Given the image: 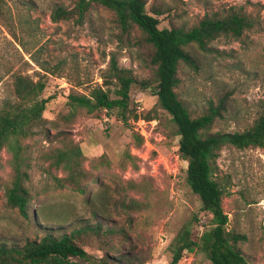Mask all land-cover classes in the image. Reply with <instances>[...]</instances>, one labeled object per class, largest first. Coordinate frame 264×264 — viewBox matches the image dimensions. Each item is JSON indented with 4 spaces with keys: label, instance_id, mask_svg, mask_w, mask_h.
Segmentation results:
<instances>
[{
    "label": "rangeland",
    "instance_id": "obj_1",
    "mask_svg": "<svg viewBox=\"0 0 264 264\" xmlns=\"http://www.w3.org/2000/svg\"><path fill=\"white\" fill-rule=\"evenodd\" d=\"M87 1L91 6L85 22L77 25L74 21L55 23L52 13L58 7L72 9L78 0H3L0 108L12 97V75L18 70L34 79L40 72L47 83L42 97L50 102L43 129L24 142L30 158L25 182L30 194L28 218L7 204L6 191L13 173L8 164L10 155L5 150L1 153L0 245L23 246L50 233L60 236L101 223L117 232L87 238L84 248L89 254H125L138 259L136 264H168L180 231L189 226L193 239L198 240L212 215L202 211L199 196L187 183V162L180 155V138L171 116L159 106L152 90L140 86L143 81L153 83L154 50L139 30L122 34L112 11ZM146 1L150 14L163 12L158 17L160 29H189L205 15L230 8L242 9L257 20V28L241 38L221 37L210 45L209 52L196 53L197 69L181 64L176 89L193 117L226 100L227 112L217 120L213 132L250 129L264 113V0ZM113 56L138 83L131 89V108L140 119L125 125L105 111L92 116L79 110L67 120L68 96L89 94L92 87L102 85V75ZM56 65H61V75H46L41 69L47 66L55 70ZM60 133H66L82 150V167L88 173L83 183L85 194L59 187L58 181L65 174L42 157L60 146ZM215 172L227 187L222 204L229 217L228 228L244 237L238 248L250 264H264V150L226 147L216 160ZM72 261L83 264L78 259ZM180 264L210 262L202 253H187Z\"/></svg>",
    "mask_w": 264,
    "mask_h": 264
},
{
    "label": "trees",
    "instance_id": "obj_2",
    "mask_svg": "<svg viewBox=\"0 0 264 264\" xmlns=\"http://www.w3.org/2000/svg\"><path fill=\"white\" fill-rule=\"evenodd\" d=\"M93 2L112 11L122 34H130L135 28L142 33L143 41L152 47V64L156 66L153 83L143 81L144 90H152L159 106L172 118L179 136V152L187 162V183L192 192L199 196L202 211L210 213L212 220L198 240L193 239L189 226L184 227L172 244V257L168 264H180L185 254L202 253L210 264H250L244 253L238 248L243 236L228 228L229 217L223 209V199L227 196V187L215 172V163L220 152L226 147L239 150L257 148L264 150V113L254 125L243 132H213L217 120L224 118L227 112L226 100L219 105L211 104L199 117H193L187 105L178 97L176 89L180 80L178 71L181 64L197 69L198 52H209L210 45L221 37L241 38L252 31L259 23L242 9L230 8L219 14L205 15L191 28L172 27L160 29L158 17L160 10L150 14L146 0H93ZM91 2L78 0L72 9L58 7L52 13V21H74L83 25L90 10ZM3 0H0V18H4ZM12 28L10 23H3ZM12 36L17 38L15 31ZM28 64V63H26ZM41 67L46 75L62 74L61 65ZM40 77L34 79L29 73L16 71L12 75V97L0 108V165L1 153L9 155L12 169L11 186L6 191L7 204L18 209L20 214L29 217L30 194L25 187L29 178V149L24 144L34 138L45 124L44 112L50 99L43 98L47 83ZM103 84L92 87L89 94L71 93L67 106L70 109L69 120L77 111L83 110L89 115L102 111L114 115L125 125L131 120H139L140 115L131 108V89L138 84L133 73L119 67L113 56L109 69L102 75ZM147 120L152 119L148 116ZM60 146L42 157L50 167L61 170L65 177L58 181L59 187H70L85 194L83 183L88 173L83 169L84 155L81 148L66 133L59 134ZM142 141V139H141ZM87 203L91 204L88 198ZM96 218L99 213L93 212ZM48 231V230H47ZM52 232V231H50ZM117 231L98 225H86L71 233L55 236L47 234L40 241H29L25 245H0V264H136L138 259L123 254L113 257L108 254L96 257L84 248V242L90 236L96 238L113 236ZM126 238V237H124Z\"/></svg>",
    "mask_w": 264,
    "mask_h": 264
},
{
    "label": "built area",
    "instance_id": "obj_3",
    "mask_svg": "<svg viewBox=\"0 0 264 264\" xmlns=\"http://www.w3.org/2000/svg\"><path fill=\"white\" fill-rule=\"evenodd\" d=\"M141 121H143V120H141ZM141 121H139V122H141ZM144 122V121H143Z\"/></svg>",
    "mask_w": 264,
    "mask_h": 264
}]
</instances>
